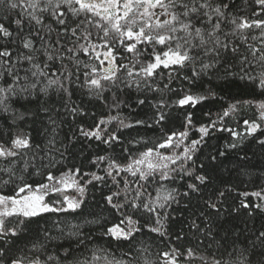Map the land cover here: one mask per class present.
<instances>
[{
	"label": "snow or ice",
	"instance_id": "1",
	"mask_svg": "<svg viewBox=\"0 0 264 264\" xmlns=\"http://www.w3.org/2000/svg\"><path fill=\"white\" fill-rule=\"evenodd\" d=\"M249 138L264 0H0V264H264Z\"/></svg>",
	"mask_w": 264,
	"mask_h": 264
},
{
	"label": "trees",
	"instance_id": "2",
	"mask_svg": "<svg viewBox=\"0 0 264 264\" xmlns=\"http://www.w3.org/2000/svg\"><path fill=\"white\" fill-rule=\"evenodd\" d=\"M215 86V85H214ZM217 91H220L219 88L217 89ZM221 95L225 96V102H227V95L225 92H220ZM217 105H215L214 103H207L205 104V106L203 108H200L199 111L196 112V116L199 117L200 120H206V117H204L202 115L203 112L208 111L209 109H211L213 112H215L217 110ZM94 111H96L97 115H101L102 112L104 111L102 108H100L99 105H96V107L93 109ZM125 112H127V110H125ZM174 120V126L176 128H179L180 126V116L178 113L174 114L173 117ZM71 127V125H66L64 128V132H68L69 135H71L69 128ZM133 135H135V133H133ZM141 135H151L150 132L145 133L143 130L141 131ZM196 134L193 133V136H195ZM229 139V136L227 133H214L213 137L208 141V144L203 148L202 152L199 154L201 157V160H204L207 155L209 153H215V151L218 148H221L223 146V144L225 143L226 140ZM80 151L81 148L80 146H77L75 151L73 152V155L70 159V164L69 166H71L72 163L75 164H79L80 158ZM83 151L85 152V154H90V149H88L87 144L84 145L83 147ZM237 150H234L233 152H230L227 156V158H221L223 160V165L217 168V171L222 172L224 168H232L233 165L235 164H239L240 160H239V156L236 154ZM240 152V155H243L245 152L248 154L249 156V161H247V163L249 165H255V166H259L261 163H264V148H262L261 146H259L258 144L254 143L252 141L251 138H249V140L244 144V146L242 147V149L238 150ZM184 181L181 180H177L175 186L176 187H180L181 191H183L184 189L182 188ZM172 185H170L171 187ZM98 195V193H97ZM173 208L176 209V211L173 213L174 217H175V221H179L181 219V214H182V210H183V203L180 205H173ZM94 211H99V209H93ZM183 215H187V212H183ZM256 223L257 225L260 223V217H257L256 219ZM173 230H178L179 228V224L174 222L172 225ZM98 234V233H97ZM98 243H103V241H98Z\"/></svg>",
	"mask_w": 264,
	"mask_h": 264
}]
</instances>
